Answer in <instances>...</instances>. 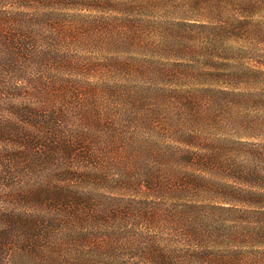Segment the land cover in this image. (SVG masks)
<instances>
[{
	"label": "trees",
	"instance_id": "obj_1",
	"mask_svg": "<svg viewBox=\"0 0 264 264\" xmlns=\"http://www.w3.org/2000/svg\"><path fill=\"white\" fill-rule=\"evenodd\" d=\"M259 13L0 0V264H264ZM95 25L103 64L69 47Z\"/></svg>",
	"mask_w": 264,
	"mask_h": 264
},
{
	"label": "rangeland",
	"instance_id": "obj_2",
	"mask_svg": "<svg viewBox=\"0 0 264 264\" xmlns=\"http://www.w3.org/2000/svg\"><path fill=\"white\" fill-rule=\"evenodd\" d=\"M232 8H233V6L231 5V9ZM155 11L156 12H151L152 14H150L148 17H151L152 19H158V20H163L165 22H169V20L171 18H175L176 16H181L180 13L177 12V10L174 8L173 4L170 1L167 4V6H164L160 9H156ZM222 13H224V11H222ZM97 15L108 16L107 13H102V12L97 13ZM260 16H262L261 13H259L258 15H253V18L250 19L251 25L253 27L251 32H255V29H257V30L264 29V17L261 19ZM146 29L147 28H144L143 30L146 31ZM82 31H78L80 35L76 34V36L74 35V37H72V42H71V45L69 47H71V49H73V50L74 49L79 50L78 55L82 56L83 58L88 56L94 62H96L95 61V59H96L97 60L96 63L102 62V64H103L104 58H105V56H107V54H103L104 49L106 48L104 46V42H103V40H105V36H106V35L104 36V34L102 33L103 28L101 30V28L98 27V25L85 26V28L84 27L82 28ZM145 34L148 35L147 31ZM76 43H78V44H76ZM139 52H140V54L139 53H135V54H138L139 57H137V58L142 60V58H143L142 51H139ZM121 56L124 58L125 57L128 58L129 55L127 53H121ZM86 64H89V63L84 62L82 65L85 66ZM98 75L104 76V72L100 71V72H98ZM109 75L112 76V74H109ZM121 76H122V78H127V79L130 78V75L127 76L126 73L121 75ZM117 149H119V148H117Z\"/></svg>",
	"mask_w": 264,
	"mask_h": 264
}]
</instances>
